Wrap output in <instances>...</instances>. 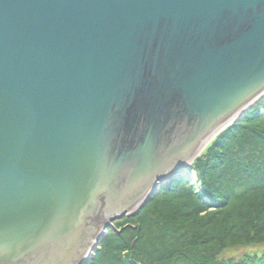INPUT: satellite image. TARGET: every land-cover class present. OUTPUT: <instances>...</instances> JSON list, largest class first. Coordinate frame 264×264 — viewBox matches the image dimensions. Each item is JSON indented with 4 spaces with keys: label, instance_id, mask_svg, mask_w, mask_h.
I'll return each instance as SVG.
<instances>
[{
    "label": "water",
    "instance_id": "water-1",
    "mask_svg": "<svg viewBox=\"0 0 264 264\" xmlns=\"http://www.w3.org/2000/svg\"><path fill=\"white\" fill-rule=\"evenodd\" d=\"M263 95L264 0H0V264H86Z\"/></svg>",
    "mask_w": 264,
    "mask_h": 264
},
{
    "label": "trees",
    "instance_id": "trees-1",
    "mask_svg": "<svg viewBox=\"0 0 264 264\" xmlns=\"http://www.w3.org/2000/svg\"><path fill=\"white\" fill-rule=\"evenodd\" d=\"M260 109L229 126L196 159L194 169L207 187L202 194L177 180L165 186L126 217L128 225L113 223L90 264H264ZM234 248L243 253L227 255Z\"/></svg>",
    "mask_w": 264,
    "mask_h": 264
},
{
    "label": "bare ground",
    "instance_id": "bare-ground-1",
    "mask_svg": "<svg viewBox=\"0 0 264 264\" xmlns=\"http://www.w3.org/2000/svg\"><path fill=\"white\" fill-rule=\"evenodd\" d=\"M263 97H264V95L262 96V98ZM262 98H260V99H262ZM256 103H254L253 106ZM253 106H251V107H253ZM260 108H261V113H264L263 106H261ZM246 113H247V111L241 113L240 114V117L233 119V121H231L228 124V126H226L223 129H221L213 139H211L210 141L206 142V145H203L196 152V157L193 160L187 162L184 165V167H183L184 169H182V171H180V172L175 171L176 173L173 172L174 174H177L175 177L164 179V181L162 182V184L158 188V191L159 192L157 194L153 195L151 198H153L154 196L159 195L162 192V190H163V188L165 186H168V185L173 184L176 180L177 181H181L182 183L189 185L191 188H193L195 194H197V195L198 194L199 195L202 194L207 189V187H206V184L204 182L203 177H201L200 174H199V172L198 171H195V169H194V163L196 162V159L199 158V157H201L202 154H204V152L207 150L206 148H208L210 145H212V142L217 138V136H219L221 133H223V131H225L226 129H228L229 126L233 125L236 122H239L240 121V118L242 119V117H244ZM209 181H210V179H209ZM151 198H148L147 200H145V203L148 202V200H150ZM204 201L210 202V199L207 196H204ZM144 204H143V206H144ZM143 206L140 209H138L137 211L136 210H133V212L135 214H132V215H136L137 213H139V211L143 208ZM126 215L132 217V215H130V214H126ZM126 215H124V216H126ZM124 216H121V218L124 217ZM121 218H118V219H121ZM116 220L111 221V226L108 227V228H106V230L103 231V235L101 234V236H102L101 237V241H100V243L97 246L98 247L97 250L94 252L95 254L93 253L90 256V261H88L86 264H90V262L93 260L94 256H96V253L98 252V250L101 249V247H100L101 246V243L108 237V234H106V231H108V229L111 228V227L116 228L113 225V222H115ZM99 264H101V263H99Z\"/></svg>",
    "mask_w": 264,
    "mask_h": 264
},
{
    "label": "rangeland",
    "instance_id": "rangeland-1",
    "mask_svg": "<svg viewBox=\"0 0 264 264\" xmlns=\"http://www.w3.org/2000/svg\"><path fill=\"white\" fill-rule=\"evenodd\" d=\"M261 106H263V108H264V97L262 98V99H260V101H258L253 107H251L248 111H247V113L245 114V116L249 113V111H251L252 109H254L255 107H257V108H260ZM260 111H261V109H260ZM244 116V117H245ZM244 117H242V118H244ZM240 120H241V118H240ZM236 123H238V122H236ZM207 149V148H206ZM205 149V150H206ZM204 150V151H205ZM203 151V152H204ZM205 153V152H204ZM202 154V153H201ZM196 171V170H195ZM163 192V191H162ZM126 217H130V216H124V217H122L121 218V220H119V221H117V223H120V224H122V225H124V226H126V225H128V220H127V218ZM116 222V221H115ZM115 222H113V223H115ZM110 230H111V228H109L108 229V231H106V234H109L110 233ZM255 249H259V248H257V247H249V250H255ZM254 252V251H253ZM243 253V249H233V250H230V251H228L227 252V255H233V254H235V255H241ZM95 254V253H94Z\"/></svg>",
    "mask_w": 264,
    "mask_h": 264
}]
</instances>
